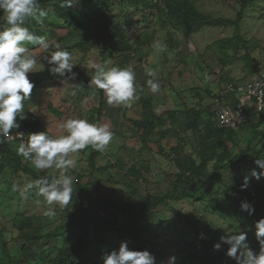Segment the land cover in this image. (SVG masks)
<instances>
[{"label": "rangeland", "instance_id": "obj_1", "mask_svg": "<svg viewBox=\"0 0 264 264\" xmlns=\"http://www.w3.org/2000/svg\"><path fill=\"white\" fill-rule=\"evenodd\" d=\"M154 3L165 10L163 0H142L138 2V8L126 0L111 6L113 22H118L125 31L132 26L134 33L129 41L130 51L112 53L105 62L100 47L87 44L94 38L96 27L103 25L102 15H92L85 0L67 7L69 17L82 23L79 34L88 39L87 46L84 41L81 48H76L80 37L69 33L63 22L54 17L51 7L44 6L49 15L43 23L32 20V29L36 35L45 38L48 47L24 42L41 65L28 74L35 87L25 101L24 119L32 115L39 124V128L30 133L48 130L53 137L65 134L60 125L69 118L109 125L114 135L103 152L89 146L72 156L76 165L68 174L74 178L73 193L85 199L101 196L117 203L142 206L166 193L180 195L183 193L180 182L187 179L189 173L177 169L172 161L175 157L173 149L179 145L178 151L190 155L196 166L205 164L194 180L197 187H204L202 196L161 204L154 214L140 219L139 234L148 242L147 250L156 257V264H167L172 256L176 257L175 264H215L217 261L236 264L235 259L227 256L228 245L215 250L224 253L215 261H211L205 248L218 243L229 231L239 229L247 232V243L259 253L256 229L239 225L228 213L220 218L210 204L224 197L228 186L242 189L245 178L248 180L246 188L255 194L256 203L264 204V176L256 179L251 175L253 169L258 173L262 171L255 161L264 159V119L233 131L214 150H203V137H199L198 131L203 132L212 101L226 82L245 81L264 72V0L246 7L239 22L238 34L246 42V49L238 44L239 50L228 47L222 52L216 49L215 43L234 37V27L196 24L198 32L186 36L174 23L164 22ZM190 4L197 13L223 21L236 20L239 10L238 0H191ZM4 20L0 11V21ZM57 44L72 54L76 78L68 83L82 86L75 96L71 95L72 89L61 82L65 78L48 71L51 67L48 59L57 50ZM161 44L167 46L166 50L160 49ZM246 56L252 62L245 61ZM90 61L103 64L106 69L130 66L134 70L139 98L131 107L109 105L104 93L102 97L97 95L95 86L90 85L94 74ZM149 71L156 73L159 92L153 93L147 84L152 78L147 75ZM140 98L150 99L154 113L166 118L165 124L157 126L145 143L131 123V119H139ZM190 111L200 113L197 133L187 126ZM169 112L174 113L173 118L167 117ZM207 142L213 143V140ZM20 143H8V150L19 158L23 168L40 178L58 176V170H37L29 160L17 155L16 148ZM246 148L261 155L258 158L246 155L244 162L233 169L218 170L211 181L213 189L206 190L211 184L209 175L224 150L235 155ZM3 160L0 154V161ZM4 163L6 166L0 176V264H10L14 259L20 264H53L59 253L77 243L80 232L78 229L64 230L68 222L65 207L48 205L37 195L34 181L39 178L24 173L12 160H4ZM180 177V182L176 181ZM249 201L253 203V200ZM49 210L55 212L54 217L44 215ZM115 216L117 223L122 224L120 213L115 212ZM90 221L87 239L99 254L90 263L83 264H103L102 255L118 250L122 241L111 227L99 224L96 213L90 216ZM24 236L38 237V241L32 245Z\"/></svg>", "mask_w": 264, "mask_h": 264}, {"label": "clouds", "instance_id": "obj_2", "mask_svg": "<svg viewBox=\"0 0 264 264\" xmlns=\"http://www.w3.org/2000/svg\"><path fill=\"white\" fill-rule=\"evenodd\" d=\"M78 0H61L62 7H70ZM0 11L3 12L5 25L0 27V136L6 143L5 137L10 133L22 131L28 139L21 142L17 148V155L29 160L37 170L56 169L58 176L52 178L41 177L34 181L37 188V195L42 197L48 205L58 204L67 207L73 199L74 178L69 175V171L76 165L73 154L91 146L94 150L103 152L113 139V132L107 124L90 123L87 119L69 118L65 120L60 128L65 134L53 137L44 132L25 133L20 128L17 119H24L25 101H27L35 87L30 81L29 73L35 72L38 60L32 51L24 46V42L39 45L47 48L45 38L36 35L26 25L29 19L43 23L44 18L49 15L40 0H0ZM160 49L166 50L167 46L159 45ZM56 51L52 52L48 59L51 67L50 74L58 75L63 79L61 82L72 89L71 95H77L82 90L81 85L70 84L68 80H74L76 74L73 72L72 54L56 45ZM110 61V60H109ZM94 74L91 77L90 85L102 90L107 97L109 105H125L131 107L132 102L138 99L137 87L135 84V72L130 66H114L106 69L103 64L89 62ZM41 66V65H39ZM151 79L147 84L153 93L160 91V84L155 80L156 73H147ZM264 72L256 74L253 78L245 81H228L221 88V92L212 101L211 126L216 129L237 130L240 127L261 120V115L246 109L251 120L240 124L235 128H219L216 126V111L223 106L236 107L241 96L227 91L228 85H242L245 82L259 78ZM23 133L17 136L24 137ZM14 144V143H10ZM195 148V146H194ZM11 150V149H10ZM186 154V153H185ZM188 155V154H187ZM257 167L262 171L252 170L251 175L256 179L264 176V159L255 161ZM248 184L247 178L242 185V189ZM33 187V185H29ZM240 208L242 211L252 215L254 207L246 201H242ZM45 216L52 218L54 211H46ZM255 237L260 245L259 253H255L247 243L248 234L245 231H229L227 235L221 236L220 241L214 244V250H220L222 245H228L227 256L235 259L236 264H264V218L255 223ZM103 264H156V257L148 250L135 251L128 247L126 242H122L118 250L104 253L101 257ZM92 261V260H91ZM90 261V262H91ZM89 262V263H90ZM176 257H169L167 264H175Z\"/></svg>", "mask_w": 264, "mask_h": 264}, {"label": "trees", "instance_id": "obj_3", "mask_svg": "<svg viewBox=\"0 0 264 264\" xmlns=\"http://www.w3.org/2000/svg\"><path fill=\"white\" fill-rule=\"evenodd\" d=\"M121 0H85L89 12L94 15H102L104 17V23L101 27H96L94 31L95 36L87 43L88 39H84L79 33L82 30V23L74 20V18L69 17L67 14V8L61 6V0H40L41 5L49 6L52 9V13L55 18H58L63 22V24L68 28L69 33L77 35L79 38L78 42L75 44L76 48H81L85 41L94 47H100L101 54L103 56L102 61L105 62L110 54L112 53H127L131 49L130 39L131 34L134 33L132 26L128 30H124L118 22H113L112 16L110 14L111 6H114L117 2ZM142 0H126L129 5L138 8V2ZM165 3V10L158 7L156 3L153 6L158 9L161 14L160 17L164 18V22H172L180 30H182L186 36H191L198 32V27L196 24H206V25H220L226 27H234L235 36L223 39V41L216 42V49L219 52L224 51L226 48H232L234 51L239 50L237 48L238 44H241L242 49H246V42L240 37L239 33V22L242 19L244 10L246 7L254 4L259 0H238L239 10L236 15V20H221L215 19L209 15H202L197 13L193 6H191V0H163ZM142 19H147L142 17ZM26 25L31 31L36 33L32 29V19L26 21ZM6 26L5 20L0 21V27ZM106 56V57H104ZM245 61L249 63L252 62L249 56H246ZM96 93L99 97H102L103 91L95 87ZM141 112L139 119H131V123L134 128L139 132V137L143 143L155 132L157 126H163L166 122V118L162 116H157L152 107V102L150 99L140 98ZM191 112L193 114H191ZM168 114V115H167ZM167 117L173 118L174 113H167ZM187 126L190 127L192 132L197 133L198 130V120L200 113L199 111H190L188 114ZM191 118V119H190ZM211 118L213 115L210 113L208 118V123L205 124L203 132L199 133V137H203V150H214L217 148V144L221 145L224 143L225 139L229 137L230 134L235 130L230 129H216L211 126ZM190 119V120H189ZM264 119V114L261 115V121ZM20 124V128L25 131V133H30L39 128V124L35 117L32 115L28 116L26 119H17ZM252 125V123H248ZM254 125V124H253ZM213 140V143H208L207 141ZM177 149L174 150L175 157L172 161L175 163L177 169L184 170L189 173V177L183 182H180L181 177L176 181H179L183 187V193L180 195L173 196L171 193H166L162 197H155L151 204H145L142 206L135 205L132 203H117L110 199H105L101 196L89 197L88 199L83 198L81 195L73 193V199L71 203L65 207L67 215V224L65 231L70 229H78L80 235L77 239V243L66 248L62 253H59L56 261L53 264H83L89 263L94 257L99 254L95 247L90 244L87 239V227L89 225L90 216L96 213L97 219L100 225L109 226L115 230L117 237L121 239L122 242H126L131 250L143 251L147 250L148 242L144 241L139 234L137 229L140 219H142L147 214H154L156 209L163 203L169 200H184L188 197L200 198L201 191L204 187H197L195 185V177L200 175L205 168V164L196 166L194 162L190 159V155H187ZM0 154L4 160H12L15 162L21 170L30 174L34 178H40L35 173L23 168L19 158L14 156L8 150V143L0 138ZM95 154H98L97 152ZM249 155L253 158H258L261 153H255L252 149L246 148L245 150H240L237 154L231 155L226 150L219 156L218 163L213 167V172L209 175V183L213 179V174L218 170H231L236 165L243 163L245 156ZM203 159L205 157L203 156ZM0 161V176L2 175L6 164ZM213 189V182L210 184L206 190L210 191ZM249 197V198H247ZM253 200V203H250ZM249 202L255 209L252 215L248 212L242 211L240 208L241 202ZM255 194L252 193L250 189L243 188L238 189L237 187L228 186L225 195L222 198L216 199L211 203V208L213 212L222 218L225 213L233 215L235 221L244 227L253 228L255 223L264 218V204L256 203ZM258 204V205H257ZM115 212H119L123 218L122 224H118L116 221ZM93 222V221H92ZM81 228V229H80ZM25 241H29L32 245L37 243L38 237L35 236H24ZM214 245H210L205 248L209 252V258L211 261H215L216 258H221L224 256L223 252H215ZM4 253L7 251L4 249ZM210 261V262H211ZM10 264H20L18 259L10 261ZM215 264H228L224 261H217Z\"/></svg>", "mask_w": 264, "mask_h": 264}, {"label": "built area", "instance_id": "obj_4", "mask_svg": "<svg viewBox=\"0 0 264 264\" xmlns=\"http://www.w3.org/2000/svg\"><path fill=\"white\" fill-rule=\"evenodd\" d=\"M227 91L236 96H241L236 107L223 106L216 111V126L219 128H235L240 124L250 121L251 117L246 109L256 114L264 113V75L259 78L251 79L242 85H228ZM17 133H10L5 137L10 143L26 141L24 137L17 136Z\"/></svg>", "mask_w": 264, "mask_h": 264}, {"label": "crops", "instance_id": "obj_5", "mask_svg": "<svg viewBox=\"0 0 264 264\" xmlns=\"http://www.w3.org/2000/svg\"><path fill=\"white\" fill-rule=\"evenodd\" d=\"M260 73V72H259Z\"/></svg>", "mask_w": 264, "mask_h": 264}]
</instances>
